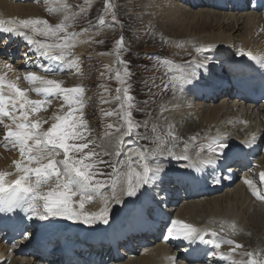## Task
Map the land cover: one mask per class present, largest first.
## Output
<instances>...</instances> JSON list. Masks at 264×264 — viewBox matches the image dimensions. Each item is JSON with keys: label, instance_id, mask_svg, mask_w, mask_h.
I'll use <instances>...</instances> for the list:
<instances>
[{"label": "bare ground", "instance_id": "1", "mask_svg": "<svg viewBox=\"0 0 264 264\" xmlns=\"http://www.w3.org/2000/svg\"><path fill=\"white\" fill-rule=\"evenodd\" d=\"M118 1H122V2L126 1V3L128 4L135 3L136 5H132L130 7L134 8L135 10H138L136 8L137 5H139V3L141 4L145 2L146 0H118ZM230 1L231 3H235V2L237 3V0H230ZM209 2L220 3L222 4L221 6L223 7L220 9L215 8L212 11L209 9L199 8V7L190 9L185 6H182L178 2V0H155L154 2L155 5L154 6L150 5L148 7V11L147 13H145L144 16L145 27L151 26L150 28L152 30L158 32L159 27H154L153 23L151 22V19L161 18L165 23L163 25L167 27L168 32L171 34L168 36V38L167 37L166 38L162 37V38L165 39V41H167V44L173 45L172 50L173 48L175 49L173 52L174 54L169 53L170 51H168L167 49L164 52H162V50L158 51V53H162V54L166 53L165 59L168 58L167 60L178 65L177 66L178 72L176 76L174 75L168 76L166 74H163L162 76L163 83L165 86H167V88L165 87V90L161 93V95L165 98V101L162 106L163 112H161L160 110L161 107L158 108L161 113L158 112L156 116L161 117L162 121H166L164 124L165 126H167L166 123H168L173 127L174 130H172L173 131L172 133L169 130L166 131L165 129L162 130V127H160L159 136H161L162 134L163 137L162 139H165V142H158V143L160 144L162 143L164 145H167V147L168 146L170 147L171 145L173 146V144L179 145L182 142L186 145V147L182 149L176 147L174 150L175 153L172 156L167 155L165 152L158 153L157 155L160 157L159 160L167 161V163L164 161L161 162L158 161L156 164L151 162L152 160L143 157L139 149L131 148L127 153L123 152L122 153L123 161H121L122 165L120 164V170H118L119 171L117 172L118 174H116V176L113 179L118 182L117 192L120 194V198L123 202L121 204H117L115 203L114 200L110 199L107 205V207L109 208V217H108L109 222L107 224L95 223V224H91L90 226L95 225V226H99L100 228H106L108 227V225L111 226L119 222L118 227H121L120 225H122L123 223H128L129 227H131V226H135L134 224L135 221L144 218V213H145L144 206L146 207L147 203H149V197H148L149 194H147V192L151 188H154V186L153 185L145 186L140 190V192L135 197H127L126 195H123L122 189L125 186V181L127 180V174L129 171H133V172L142 171L143 166L145 164H148L151 168L162 167L166 169L167 171L164 176L170 174L176 177V174H172V172L175 173L176 171H181V170L184 172V170L186 169L181 167L180 166L181 164H187L190 165L191 167L193 166L194 162L197 161L198 158L206 157V159H209L212 156H215L216 154L214 152V149L216 148V145L214 141L220 140L226 142L224 139L221 138L224 136L228 137V134L230 133V130L228 132V127L231 126V122L234 123L235 127L238 126L236 130L238 131L237 134H239L240 136L247 133H251L252 130L249 128L247 129L245 126L241 125V121L243 119H245V122L255 121L256 126H258L257 124L262 125L260 111L254 110L255 112H253V114H250L248 113L250 108L248 109L246 108V110H244L243 108L242 112H244V116L241 117L240 110L238 112L234 111V107H236L237 104H235L236 102H233V100L230 103H227L224 100L221 101L220 104H217L220 100H223L221 98H217L215 101H212V103H210L212 105L206 106L205 105L206 102L204 98L200 97L202 93L200 86L201 83L203 81L206 82V80L208 81L210 79H215L214 78L215 75H218L217 69L221 68V66H225V64L227 63L228 65L227 69L230 72H232L233 67L230 68V62L227 61L229 59L230 54L264 49V23L259 15H256L255 12L237 14L236 11H234L233 13H228L227 8L225 7L226 0H210ZM53 3L54 1L45 0L42 2V4L37 6V4L35 5L26 4L23 0H0V20L8 21L9 19H14V20L41 19L48 21L50 25L51 24L54 25L55 23L59 22V17L56 18L47 15L49 17L47 18L46 16H44V13L46 11H49ZM242 4L243 2H241L240 5ZM110 18L112 17L110 16ZM55 19H57V21ZM51 20L53 22H50ZM4 26L7 27L9 25L5 23ZM24 31L26 35L32 36L35 40L40 41L41 39L44 40L42 42H46V41L47 42L50 41L48 43L53 42V40H49L43 36H34L30 29H24ZM1 36L3 38L6 37V40L7 39L10 40L7 43L9 45H11L12 41L16 42V45L13 47L15 51L17 49V45H25L29 49V52H32V54L35 55V46L34 45L29 46L23 37H18L13 33H5V32H0V38ZM86 40L88 42V46L86 45L87 47L84 46V44L82 45V43ZM74 43H75V47L71 49L72 54L69 57V59H74L78 62L75 67L69 68L67 66V63L61 64L56 61L45 60L44 58L35 55V59L38 60L40 59V61L44 60L47 66H51L52 69H49L50 67H46L45 65V67H43L44 69L42 70V72L33 71L32 73L44 76L46 79H49L47 78V74L51 73L53 69H56L58 72H65L66 75L63 78L65 80L70 81V83H67V87L63 86V83L60 82L61 86L64 88L74 87L76 80L78 79L77 75L79 74L78 64H79L80 55L85 51L86 48L89 47L90 40L89 37L87 38V36L78 33L75 35ZM198 48H205L210 50L197 52L196 49ZM73 53H75V56L73 55ZM21 54L23 60H25L26 55H28V53H23L22 51ZM103 59L108 60V57L104 56ZM23 60L21 59V62L18 63H11L8 61L7 63H10L12 65L11 70L3 67V64L0 63V75H3L5 77L6 83L15 82L19 88L27 89L30 96L33 97L34 100L42 99V97H39V95L31 91L32 86H30L28 82L24 79L25 75L29 73V71L27 70V68L25 69L20 68L19 65L20 63L23 62ZM26 64L29 65V62L26 61ZM189 74L193 76L194 83L199 85L196 87H191V90H188L190 86L180 87L179 86L180 81H178L179 76L182 75V79H184ZM167 91H169L170 93ZM208 92L212 93L210 89H208ZM52 97H54V99L50 97L45 98L53 102H50L48 105L46 103L43 106L44 107L43 113H34V114L31 113L29 117L30 121L32 122H35L37 120L41 122L42 124L41 131L48 129L52 123H55L56 116H64V113L61 114L60 108H58L57 106H55L54 108L50 107L52 104L57 105L56 104L57 101H55L57 100L55 99L56 97H59L60 100H63V97L61 96H52ZM83 106H84L83 109H85V100H83ZM68 111H65V113H68ZM43 115L46 119H42ZM251 116L252 119H250ZM4 123L7 124L10 123V121H8L7 118H4ZM253 127H254L253 131H255L257 128L254 125ZM163 135H165V137ZM197 136L200 137L202 136L203 138L197 139L196 138ZM188 137H189V141H184L183 138H188ZM244 138H247V136L244 135L243 139ZM190 141H192L193 144L192 143L190 144ZM121 143L122 141L119 143L120 147H123L124 149L125 146L123 145V143L122 144ZM227 144H229V147L230 145L234 146L230 143ZM206 148L208 149L207 150L208 153L206 152ZM185 149L187 150L185 151ZM17 150L18 148L14 146L10 140L5 141V144L0 147V173H3L5 175V181H4L5 183L6 182L8 183L9 181L14 182V180L11 178V175L16 174L15 171H17V169L16 167H12L11 163L18 162ZM114 153L115 151L111 150V152L108 154L111 155ZM239 154L241 158L247 159L249 157L247 155V151L245 150L239 152ZM255 154H257L256 150H253L250 155V158L252 157L253 159L256 158ZM148 155L149 153H147V156ZM150 155H154V154L150 153ZM178 156H187L188 159L178 161L175 158ZM171 161L174 162L173 165L172 164L168 165L170 164L169 162ZM243 162H245L246 164H249L251 162L253 166L255 161L248 159L247 161H243ZM246 164L241 163L240 164L241 166L238 165L235 167V168H239V170L241 171L240 176H242L241 183L243 184V186H241L240 184H235L233 187L237 190L236 192L233 193L237 194L238 201L241 206H243L245 201H249L248 203H246L245 206L242 207V210H244L245 213L252 207V209H256V210L258 209V212H261L264 217V203L256 202L254 199L250 197V195L247 192L248 190L252 189L248 186V184L245 183L246 180H249L248 173L249 175H251L252 167L250 168V172L249 170L244 172V169L247 168ZM259 167L261 173H264V164H262ZM216 168H218L216 164L212 166H206V165L203 166V169H208V170L209 169L215 170ZM258 174H260V171ZM54 187H55L54 182H50L49 185H46L43 188V190L44 192H47L49 190H52V188ZM233 187H230L227 190ZM260 187L261 185L258 187V189H260ZM100 193H103V195H101ZM100 193L96 194L95 192H91L90 195L92 198L91 200L86 199L84 201L85 206L83 209L79 208L80 196L77 195L73 197L72 200L73 210L77 212H83L84 214L99 213L105 207L104 197L105 196L111 197L112 194L111 188H109L107 192L100 191ZM222 194L225 193L223 192ZM239 197L240 198L243 197V199H239ZM227 198L228 197L226 195L217 194L209 198L193 199L190 201H186L184 203H181L179 206L174 207L175 209L172 212V214L177 210L176 209L177 207L181 206L180 208H178L179 210L177 211V213L173 215L174 216L173 219H175L176 221H182L183 223L190 224L196 227L197 229H199L201 232L203 231L209 232L210 235L213 233H217L220 235L227 236L228 238L224 239V241H226V244H224V246L220 249V251L225 253L227 261H230L231 255H228L230 253L229 248H232L233 245L229 244L228 241H232L234 244L233 240L235 241L244 240V241H248L247 245L250 246L254 244L262 245L264 241V236L263 238H259V239L253 238V236L249 234L246 225L258 231L257 229L258 226H260V224L263 225L264 221L259 223L257 221H254L253 218H247L248 220L247 221L244 217V212L243 211L239 212L237 207L234 206V201L231 200L230 198L228 200ZM207 200L209 201L208 203L206 202ZM140 201H142L143 202L142 204L144 205L134 207L138 205ZM229 201L232 203H230ZM40 206H41L40 210L42 211L43 210L42 205ZM253 217L256 218V216ZM260 221H262V219ZM112 229L114 231L118 230L117 226H114ZM109 231L111 233L110 238L108 239L109 241H112L114 243L117 239H120L119 236H114L115 235L114 232H112L110 229ZM63 236L68 238V234H63ZM219 239L220 237L217 236L214 240H208V241L210 242V244L213 243L218 244ZM193 244H189V246L193 248ZM200 247L201 246H199L198 249ZM2 250L4 254L0 252V261L7 259L8 257L5 254V248ZM235 258H237L236 254L233 256V259ZM255 259L263 260V264H264V254L259 255V257ZM132 260L125 262L124 264H169L168 261L169 252L167 251L166 247L162 245H155L154 247L147 249L142 255H140V257ZM9 264H36V261L32 260L31 258L27 260L12 259L9 262Z\"/></svg>", "mask_w": 264, "mask_h": 264}, {"label": "rangeland", "instance_id": "2", "mask_svg": "<svg viewBox=\"0 0 264 264\" xmlns=\"http://www.w3.org/2000/svg\"><path fill=\"white\" fill-rule=\"evenodd\" d=\"M23 1L26 4H37V6H39L45 0ZM51 1H54V6L53 4L51 6L54 11H46L44 13V16H46L47 18H49L48 16H53L56 18L59 17V22L51 25L56 26L57 24L64 23L67 25V31L69 33L75 35L81 33L82 35L87 36V38L89 37L90 40L89 47L86 48L85 51L80 55L78 64L79 74L77 75L78 79L76 80L74 87L84 88V93L82 94V102L83 100H85V119L88 122L87 128L85 130L87 133V141H90L91 143H89V147L87 149H84L83 153L70 152V156L75 159H80L84 155L92 153L93 155L91 159L87 160L86 162L92 163L94 165V167L91 169V171L94 173L93 181H100L103 186H108V182H111V179L114 177V175L118 174L117 172H119L118 170H120L121 161H123V156H117V152L127 153L131 148L139 149L142 153V156L152 160L151 162H153L154 164L158 161H164L158 160V158L160 157L157 154L160 152H165L169 156L173 155L175 152L173 151L175 150L174 147H167V145H164L162 143L160 144L158 142H165V139H162V134L161 136H159L160 127H162V130L165 129V131L170 129L172 133V130L174 129L168 123H166L167 126H165L164 124L166 121H162V118L156 116V114H158V112H163L162 106L165 101V98L161 95V93L165 90V85L162 79L163 73L177 72V67L175 66V64L173 65L171 70L169 69L168 62L165 61L166 59H164L166 53L162 54L158 53V51L162 50V52H164L167 49L168 51H170L169 53L174 54L173 52L175 49L173 48L172 50L173 45L167 44V41L162 38H168V36L171 34L168 32L167 27L163 25L165 23L161 18L151 19L153 26L159 27L158 32L152 30L150 28L151 26L145 27V13H147L148 7L150 5H155V0H146L141 4L139 3V5H137L136 7L138 10L130 7L132 5H136L135 3L128 4L126 3V1L122 2L118 0ZM209 1L210 0H207V2ZM106 2L107 4H111L112 7L107 8ZM113 14H115L117 17L116 21H113V19L110 18V16H113ZM65 15L69 17L67 21L64 20ZM55 20L57 21V19ZM101 20H103V24H101ZM50 22L53 21L51 20ZM162 27H164L165 29ZM90 37L92 38V40ZM121 37H123V47L119 48L117 42ZM8 41L10 40H6V37L3 38L1 36L0 45L6 47V51L10 55V57L12 58L15 56L14 59H16L17 61L14 62L12 59H10L9 62H21V59L23 60L21 54L23 51V53H28V55H26V59L23 60L24 63H20L19 66L21 69L27 68L29 72H42L45 65L46 67H50L49 69H52L51 66H47L44 60L40 61V59H35V55H33L32 52H29V49L25 45H17V49L15 51L13 47L16 45V42L12 41L11 45H9L7 44ZM54 42L55 41H53L52 43ZM83 44L84 46H88L87 40L84 41L82 45ZM22 47L23 49L21 50ZM7 49H9L10 51H8ZM73 55L75 56V53H73ZM104 56L108 57V60H104ZM4 57L6 58V55H4ZM118 57L122 58L123 62H125V66L122 65V63H118ZM26 61L29 62V65L26 64ZM125 69H127L130 75H124ZM117 71H120L121 76H123L124 80L126 81V83H124L123 85L116 79V75H114ZM53 74L61 76L50 77L49 79L61 82L63 83V86L66 87L67 83H70L69 80H65L63 78L66 75L65 72H58L56 69H53L52 72L48 73L47 75ZM181 80L182 75L178 78V81ZM124 87L129 89V95L133 97V100L129 102L132 104V107L128 108L127 104L125 103L124 110L122 111L121 104L124 103L123 93H120L121 99L117 100L116 89ZM212 101L213 100L208 101L207 103H205V105H212L210 104L212 103ZM221 101L224 100H220L217 104H220ZM59 103L63 104L62 101H57V105L52 104L50 107L54 108L55 106H57L58 108H60L61 114L65 113V111H63V106ZM160 107L161 112L158 109ZM127 111L131 112L132 123L134 125L132 137L138 138L140 141H142L145 148L137 143L135 144V141L132 137L125 135L127 131V123L124 119H122V117ZM108 112H115L116 114L106 116V113ZM42 119H46L44 115ZM109 124L114 125V127L111 129L108 128ZM229 127L231 128V126ZM237 127H235V129H237ZM116 128H119L120 131H117ZM3 133L5 135V131H3ZM234 134L239 135L237 133ZM163 136L165 137V135ZM121 141L126 150L125 148L123 149V147H120L119 143ZM74 142L75 144H79L83 143L84 141H70L69 143L71 144ZM1 146L2 145L0 142V147ZM111 150L115 151L114 154H111L112 156L108 154L111 152ZM147 153H149L148 156ZM150 153H153L154 155H150ZM61 158L63 159V154L61 155ZM254 161L255 162L251 168V175L255 170H258L259 173V166L264 164V155L260 158H254ZM164 162L167 163V161ZM169 163L170 164L168 165H173L174 162L171 161ZM102 188L104 187H101V189ZM236 190L237 189L233 187L227 191L225 190V194L221 193L219 195H226L228 197V200L229 198L233 200L234 206L237 207L238 211L244 212V217L246 220L247 218H253L254 221H257L259 223L263 222L264 217L261 212H258V209H252L251 207L246 213L244 210H242V207L245 206L249 201H245L243 206H241L238 201L237 194L233 193L236 192ZM239 199H243V197H239ZM206 202L208 203L209 201L207 200ZM180 207L176 208L177 210L173 213V215L177 213V211L179 210L178 208ZM253 216H256V218ZM261 219L262 221H260ZM263 227L264 223L263 225L260 224V226H258L257 228L258 231H256L255 229L246 225L249 234L252 235L253 238L258 239L263 238L264 236ZM242 243L245 248V252H251V250L253 249L252 251L254 260L257 261V264H263V260H257L255 258L259 257V255L261 254H264V241L262 245L254 244L252 246L247 245L248 241L240 240L239 245H242ZM237 244L238 242L236 243V245ZM231 245H234L235 247V244L232 243ZM240 248L243 249V247H239L238 249ZM248 258L249 257L246 256V260H248ZM249 261L251 260H248L246 264H249ZM237 262H233L232 264H240V261L238 263Z\"/></svg>", "mask_w": 264, "mask_h": 264}, {"label": "snow or ice", "instance_id": "3", "mask_svg": "<svg viewBox=\"0 0 264 264\" xmlns=\"http://www.w3.org/2000/svg\"><path fill=\"white\" fill-rule=\"evenodd\" d=\"M106 7L111 8V4ZM49 11H54L49 9ZM69 17L64 16L67 21ZM113 21L117 20L115 14L112 16ZM5 23L9 26L5 27ZM103 24V20H101ZM14 25V27H13ZM24 29H30L34 36H43L54 43L42 42L35 40L32 36L26 35ZM0 32L13 33L18 37H23L29 46H35V55L42 57L45 60L56 61L61 64L67 63L69 68H73L78 63L74 59H69L71 56V49L75 47V34L67 31V25L64 23L52 26L46 20L28 19V20H14L8 21L0 20ZM63 34V35H61ZM118 47H123V37L117 42ZM210 49L198 48L197 52L208 51ZM3 67L11 70L12 65L5 61H0ZM118 63H123L119 61ZM124 75H130L125 69ZM24 79L31 87V91L43 97L61 96L65 104L69 106V112L64 116H56V122L51 126L41 131L42 124L39 120L32 122L29 117L31 113L39 112L46 103L47 99L31 100L28 98L27 91L21 90L15 82H5V77L0 75V124H4L6 132L5 140H10L12 144L18 147L19 154L22 158L20 162L15 163V167L21 175L14 181V183L5 185V175L0 173V212L5 214H12L22 212L31 220H46L49 217H61L67 220L80 222L83 224L104 223L107 224L109 217V208L107 207L109 200H114L115 203L121 204L123 201L120 194L117 192L118 182L113 180L111 184V197H104L105 207L96 214H84L73 210V197L79 195V208H84V201L91 200V192L100 193L103 186L100 181H93L94 173L91 169L94 167L92 163H87L90 160L92 153L84 155L80 159H75L70 156V152L83 153L84 149L89 147L90 141H87V128L83 118V102L82 94L84 88L72 87L64 88L60 82L52 79H46L44 76L29 72ZM116 79L123 85L126 83L120 71L116 72ZM180 87L199 86L194 83V78L189 74L186 78L179 82ZM167 88V86H165ZM7 92V94H6ZM116 99L120 100V93H123V101L121 110H124L125 103L128 108L132 107L129 103L133 97L129 95V89H116ZM107 102V101H105ZM76 113H79L77 115ZM116 114L115 112H108L106 116ZM4 118H7L10 123L5 124ZM127 123V131L125 135L131 137L133 135L134 125L132 123V115L130 111L125 112L122 117ZM114 125L109 124L108 128H113ZM120 131L119 128H116ZM70 141H84L83 143L75 144ZM216 148L214 152L217 157L226 159L227 153L225 149L229 145L224 141H214ZM63 154V159L57 160V157ZM187 149H185L186 151ZM122 153L117 152V156ZM179 160H187V156L175 157ZM26 161V163H25ZM216 163L214 159L201 160L202 165L212 166ZM32 165H35L33 167ZM183 168H189L190 165L181 164ZM202 169L198 168L197 171ZM166 169L162 167L151 168L148 164L143 166L142 171H129L125 186L122 189L123 195L127 197H135L142 188L147 185L155 186L159 183L164 175ZM190 175L188 172H177V179H182ZM35 178L33 181L32 178ZM134 177V178H133ZM264 180V175H262ZM54 182L55 187L47 192H41L42 186L49 185ZM217 183L219 181H216ZM250 188L253 187V182L245 181ZM103 195V193H100ZM253 195L258 199H264L253 188ZM38 201H43L42 211ZM234 227V226H233ZM168 235L175 236L188 241L189 244L195 243L197 240L204 242L201 231L196 227L183 223L181 221H173L169 229ZM215 235V233H213ZM232 244V241H228ZM215 247H220L216 244ZM239 248L242 245H235ZM251 255V254H249ZM249 264H257L256 260L249 261Z\"/></svg>", "mask_w": 264, "mask_h": 264}]
</instances>
